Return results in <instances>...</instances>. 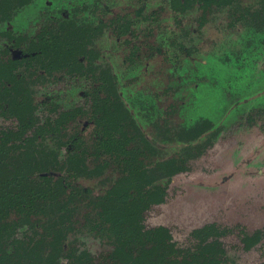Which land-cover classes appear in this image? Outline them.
I'll return each mask as SVG.
<instances>
[{"label": "rangeland", "instance_id": "1", "mask_svg": "<svg viewBox=\"0 0 264 264\" xmlns=\"http://www.w3.org/2000/svg\"><path fill=\"white\" fill-rule=\"evenodd\" d=\"M240 3L236 12L200 0L191 7L182 2L175 7L174 0H35L0 22V33L40 42L42 54L50 55L36 66L21 65L28 73L39 67L50 75L48 82L36 79L34 85L43 118L52 117L43 103L71 113L56 129L60 132L41 135L39 143H60L77 130L90 137L92 123L104 115L99 109L107 106L100 69L108 68L132 117L152 141L153 149L137 153L139 146L131 141L119 156L90 148L89 168L105 165L97 176L76 180L55 170L53 179L64 181L59 197L69 203L67 238L89 250L95 264L115 263L105 260L111 254L107 241L90 224L83 225L88 216L99 221L96 201L129 170L152 171L166 161L185 170L167 183L165 202L153 206L143 224L146 231L159 226L170 231L176 249L167 264H203L196 250L212 225L214 235L227 232L220 234L227 264H264V240L247 251L240 237L241 230L264 232V19L256 13L264 14V0ZM248 8L255 16L244 21L241 14ZM61 14L103 24L88 45L94 56L82 68L72 64L76 55L58 52ZM121 21L132 22L135 33L119 37ZM0 40L2 51L6 38ZM201 120L210 121L211 129L200 139L187 142L185 134L184 139L177 135L180 126L189 129ZM18 218L13 211L3 221Z\"/></svg>", "mask_w": 264, "mask_h": 264}, {"label": "trees", "instance_id": "2", "mask_svg": "<svg viewBox=\"0 0 264 264\" xmlns=\"http://www.w3.org/2000/svg\"><path fill=\"white\" fill-rule=\"evenodd\" d=\"M33 1L35 0H0V22ZM195 1L197 0H174V4L177 7L182 2L191 7ZM200 1L214 3L217 8L230 7L236 12L241 9L240 0ZM250 12L253 11L248 8L241 14L244 21L255 16ZM256 13L264 19L261 10ZM59 20L58 52L67 50V55H76L71 60L72 64L82 68L94 56V51L88 49V45L102 31L103 26L101 23L97 26L87 25L75 18L70 19L65 14H61ZM127 23L123 24L121 21L119 37L135 33L133 23ZM3 35L17 46L25 41L15 38L11 32L0 33V37ZM6 51L9 52L10 49L2 50L0 56L5 55ZM26 53L29 58L24 61L50 56L43 55L40 42L33 40L28 42ZM51 53L52 50L49 51ZM19 62L13 57L8 63L0 60V264H95V257L89 250L77 242L70 243L67 238L69 203L59 197L63 193L64 181L53 179L55 170L70 174L76 180L97 176L105 170V165L98 164L89 168L86 155L90 148L100 154L113 153L119 156L125 153L131 141H136L139 146L136 153L139 149H153L152 141L132 117L131 111L113 85L114 75L108 68L100 69L105 82L107 106L99 109L104 115L92 123L90 137L86 139L77 130L60 143L53 139H44L45 142L39 143L41 135H50L71 113L53 103H43L45 108L49 107V114L52 116L44 119L43 112L34 102L30 91V77L16 67ZM89 67L92 70V66ZM81 109L88 110V107ZM210 129V121L201 120L189 129L180 126L176 132L181 138L185 134L187 142H191L200 139ZM51 142L54 143L53 147ZM184 170L173 161H166L152 171L131 169L118 177L106 194L100 197L99 202L96 201L99 221L94 223L90 219L92 216H88L83 225L88 227L90 224V230L101 235L111 247V254L106 255L105 260H114V264L172 263L170 257L175 256L176 246L170 231L164 226L146 231L143 223L145 214L153 206L165 202L167 183L170 184ZM78 190H84L82 194L87 191L80 188ZM72 197L73 194L69 200L73 203ZM13 211L20 218L4 222V214ZM25 226L28 229H24ZM212 228L196 250L197 260L203 258V264H227V253L220 235L223 237L227 232H216L214 235L216 227L212 225ZM240 235L247 251L264 240L262 231L250 234L241 230Z\"/></svg>", "mask_w": 264, "mask_h": 264}, {"label": "flooded vegetation", "instance_id": "3", "mask_svg": "<svg viewBox=\"0 0 264 264\" xmlns=\"http://www.w3.org/2000/svg\"><path fill=\"white\" fill-rule=\"evenodd\" d=\"M18 11V10H17ZM16 11V12H17ZM15 12V13H16ZM64 15V14H63ZM12 16V15H11ZM65 16H67L68 17V15H66L65 14ZM8 17H10V16H8ZM7 17V18H8ZM6 20V19H5ZM4 20V21H5ZM56 20V19H55ZM101 24H102V22H101ZM102 26H103V24H102ZM103 30V29H102ZM6 32H10V31H6ZM3 33H5V32H3ZM15 38H21V37H16L14 34H12ZM2 37H4V38H6L4 35L2 36ZM0 39H1V37H0ZM22 39H25V41L24 42H22V44L20 45V46H17L16 44H15V42L13 41V42H11V40L10 39H8V38H6V43H5V45H4V47H3V49L2 50H5L6 48H9L10 49V51L8 52V51H6L5 53V55H3V56H0V60L1 61H3L4 63H8L9 61H10V58L11 57H13L14 59H17V60H19L20 62L18 63V65L16 66V67H18L19 68V70L20 71H22L23 73H25L26 75H28V77H30V82H29V86H30V91L32 92V94H33V99H34V102H35V89H34V85L36 84V79L37 80H42V82H43V80H45L46 81V79H47V82H48V79L50 78L49 76V74H46L45 72H44V70H40L39 69V67L36 69V70H34V71H31V72H27L26 71V67H24L23 66V68H22V66L21 65H25V64H30V63H32V65H35L36 66V64H38V63H40V62H43L42 60L44 59V58H46V57H42V58H34V59H30L29 61H27V60H25L24 61V59H26V58H29L28 56V54L26 53V50H27V47H28V43H27V46H26V49L25 50H23V52H21L22 51V47H23V44L24 43H26V42H30V41H28V39L27 38H22ZM27 40V41H26ZM1 41V40H0ZM14 46L13 48L11 47V46ZM0 53H1V51H0ZM6 57H8L7 59H6ZM38 84H40V83H38ZM52 102H49V103H47L48 105H50ZM54 104V103H53ZM54 105H56V104H54ZM57 106V105H56ZM89 125V122H87L86 123V125L85 126H88Z\"/></svg>", "mask_w": 264, "mask_h": 264}]
</instances>
